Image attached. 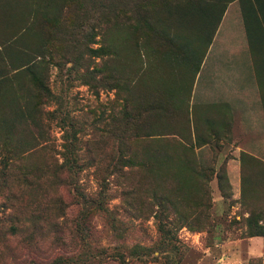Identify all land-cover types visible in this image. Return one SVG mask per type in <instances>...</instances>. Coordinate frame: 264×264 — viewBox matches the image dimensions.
<instances>
[{"label":"trees","instance_id":"trees-1","mask_svg":"<svg viewBox=\"0 0 264 264\" xmlns=\"http://www.w3.org/2000/svg\"><path fill=\"white\" fill-rule=\"evenodd\" d=\"M234 2L251 57H263L264 0H14L0 9V264H181L178 231L215 226L210 186L227 200L231 185L224 163H200L196 149L216 132L189 101ZM68 63L96 94L115 92L119 110L102 117L99 139L80 141L72 123L45 110L55 99L50 70ZM238 161L236 202L252 208L243 237H264V161L245 152ZM89 168L95 195L79 183ZM97 217L114 246L96 247ZM149 220L157 243L128 246L126 233Z\"/></svg>","mask_w":264,"mask_h":264},{"label":"rangeland","instance_id":"rangeland-1","mask_svg":"<svg viewBox=\"0 0 264 264\" xmlns=\"http://www.w3.org/2000/svg\"><path fill=\"white\" fill-rule=\"evenodd\" d=\"M238 4L230 8L234 12ZM101 38L98 36L92 48L99 46ZM56 61L60 62L61 55H55ZM98 62V60H96ZM71 63H68L60 69L52 67L50 70V87L55 95L54 102L45 110L57 111L58 119H65L72 123L80 132L77 134L80 141H91L94 138H100L103 130L105 118L109 111L119 106L114 102L115 92L99 89L97 94L94 89L82 84L80 75L74 70ZM84 70H80L83 73ZM55 122L51 126V136L54 139L55 146L51 150L53 153L61 151L62 130L59 124ZM103 152L110 151V145L105 146ZM61 162L60 156H57ZM261 160V159H260ZM206 162V161H205ZM214 162V157L210 164ZM93 168L84 170L79 175L81 188L89 195H95L98 191V182L93 176ZM228 176V174H227ZM229 179V178H228ZM230 182V181H229ZM231 185V184H230ZM212 208L209 210L213 227H206L200 231H190L182 228L178 231V240L182 245L183 260L181 264H264V237L244 238L245 231L243 217H247L249 210L246 206H240L236 201L239 199L240 183L238 192L231 185L230 199L224 200L219 197V190L211 184ZM109 192L115 198L110 201L109 207L117 209L118 199L113 184L109 185ZM64 198H67L64 194ZM259 204V203H257ZM100 238L96 243L97 246L112 247L116 244L110 240L104 230H106L105 221L101 217L93 220ZM136 225L139 221L134 222ZM126 243L132 246L135 243L149 246L157 243L158 236L152 220L143 222L137 228H131L126 233ZM96 253L95 249H92ZM172 256V254H169ZM99 259V257H98ZM95 260V262L98 261ZM80 261L79 264H87ZM251 261V262H250ZM117 264V263H114ZM140 264V263H136ZM148 264H164L163 261Z\"/></svg>","mask_w":264,"mask_h":264},{"label":"crops","instance_id":"crops-1","mask_svg":"<svg viewBox=\"0 0 264 264\" xmlns=\"http://www.w3.org/2000/svg\"><path fill=\"white\" fill-rule=\"evenodd\" d=\"M13 1L0 0V9L8 11ZM235 4L227 7L200 64L189 105L216 132L210 143L196 149L200 163L209 166L213 157L216 168L224 163L238 192L240 152L264 161V56L251 57L239 5L230 11Z\"/></svg>","mask_w":264,"mask_h":264}]
</instances>
